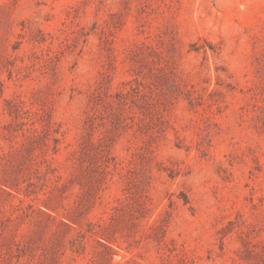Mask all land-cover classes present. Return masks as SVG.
Wrapping results in <instances>:
<instances>
[{"label": "rangeland", "instance_id": "rangeland-1", "mask_svg": "<svg viewBox=\"0 0 264 264\" xmlns=\"http://www.w3.org/2000/svg\"><path fill=\"white\" fill-rule=\"evenodd\" d=\"M0 264H264V0H0Z\"/></svg>", "mask_w": 264, "mask_h": 264}]
</instances>
